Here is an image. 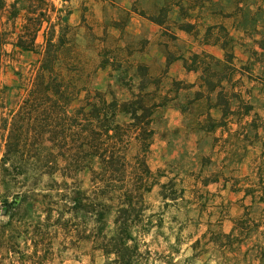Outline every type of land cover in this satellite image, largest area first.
<instances>
[{
	"label": "rangeland",
	"instance_id": "374dc122",
	"mask_svg": "<svg viewBox=\"0 0 264 264\" xmlns=\"http://www.w3.org/2000/svg\"><path fill=\"white\" fill-rule=\"evenodd\" d=\"M173 2L0 0V264H117L97 247L95 215H72L54 195L47 134L7 152L47 37L63 41L91 91L157 105L140 118L159 183L132 229L138 264H264V0H178L163 25L149 19ZM140 150L134 141L129 152ZM76 179L91 188L88 169Z\"/></svg>",
	"mask_w": 264,
	"mask_h": 264
},
{
	"label": "trees",
	"instance_id": "16d2710c",
	"mask_svg": "<svg viewBox=\"0 0 264 264\" xmlns=\"http://www.w3.org/2000/svg\"><path fill=\"white\" fill-rule=\"evenodd\" d=\"M174 1L159 8V13L163 12L162 18L149 16V19L163 25L172 6L181 8L178 0ZM192 27L190 23L178 26L186 31H191ZM226 45H221L226 51L225 56L232 57L228 55ZM62 46V40L53 42L47 37L32 86L13 113L7 152L23 153L21 147L24 149L30 138L36 143L47 134L53 159L48 173L52 177L56 175L54 181L59 185L53 189L54 195L69 205L72 215H95L100 232L97 247L106 257L112 256L113 263L138 264V242L132 229L145 211V193L159 183L146 160L153 130L140 118L151 114V109L157 105L145 104L141 95L121 103L113 94L108 98L102 91H91L77 60L65 58ZM20 47L27 49L24 45ZM207 56L216 64L220 62L211 54ZM82 92L84 96L80 97ZM75 101L77 104L72 106ZM231 111L228 103L224 114ZM122 113L129 115L128 122H119ZM134 141L140 143L141 150L131 155L129 150ZM37 156L44 158L45 154L37 153ZM85 169L91 175L89 190L77 185L76 175ZM165 185L160 184L161 188ZM162 197L167 196L162 194ZM111 208H115L114 232L107 236L106 215ZM53 209L49 207L50 212Z\"/></svg>",
	"mask_w": 264,
	"mask_h": 264
},
{
	"label": "crops",
	"instance_id": "0c3cea01",
	"mask_svg": "<svg viewBox=\"0 0 264 264\" xmlns=\"http://www.w3.org/2000/svg\"><path fill=\"white\" fill-rule=\"evenodd\" d=\"M174 64V63H173Z\"/></svg>",
	"mask_w": 264,
	"mask_h": 264
}]
</instances>
